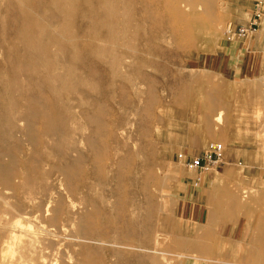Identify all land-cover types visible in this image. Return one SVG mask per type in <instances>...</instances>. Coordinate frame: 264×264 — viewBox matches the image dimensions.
I'll return each instance as SVG.
<instances>
[{
    "label": "rangeland",
    "instance_id": "obj_1",
    "mask_svg": "<svg viewBox=\"0 0 264 264\" xmlns=\"http://www.w3.org/2000/svg\"><path fill=\"white\" fill-rule=\"evenodd\" d=\"M148 1L149 0H95L94 3V0H0V106H2L0 107V166L6 167L5 169L11 171L10 184H6L0 174V202L1 200L3 201L1 202L2 206L0 205V241H2L0 242V264H27V260H29V264H43L40 256L42 254L47 255L50 250L49 248H45L44 235L46 233L41 230L42 227L48 228L51 230V233L56 231L62 232L60 233V235H62L60 237H62L64 242L60 247L63 248L61 249L62 252H64V258L68 259L67 255L74 253L71 254L73 259L70 264H78L76 258L78 259L77 250H79V248L77 247H79L78 245L82 241L78 230L81 222V211L84 209L82 202H86V200L89 208H92L88 205L89 203L93 202L92 204H95V207H93V217L95 216V219L98 221L100 234L104 232L105 235H109L105 236L104 233H102V236H100L103 240H99V233L97 236L92 232H88L87 234L92 237V239L91 237L88 239L90 240L89 244H92L90 248L87 247L89 250L94 249V246L100 243L96 245L95 248L101 253V259L98 264H113V262H118L116 264H143L144 262V264H151L150 257H155L159 262L161 261L162 264H166V262L161 259V254L158 252L156 253V245L154 244V237L156 235L167 236L168 240H171V242L176 240L174 247H168L167 249V244L170 243L168 241L166 245L161 244L159 247L157 246L159 249L158 251L165 252V256L172 261L177 260V264H185L192 256L197 257V255L195 253L192 254L190 250L191 234L193 233L194 236L196 235L197 224L190 221L192 209L189 206L190 203L181 202L176 196V189L179 186V182L182 180L183 171L188 170L179 162L177 154L183 152L187 155H201L210 143L218 142L226 147L227 138H230L231 145L243 153L244 161L242 165L253 167L256 172L258 171L260 173L258 177L260 178L261 192L263 194L261 208L263 211L261 210V212L264 216V78L232 80L226 78L214 68L209 67V61L215 58L221 50L223 40L225 38L228 39L225 34L226 26L229 23L240 25L236 21L237 18L236 15H234L232 7L237 0H219L218 5L224 10H222L223 21L221 20L219 24V27L220 25L222 27H220L221 30L218 29L215 36L204 31L201 35L196 33L191 39L181 38V34L172 26L171 17L164 6L165 0H160V2L158 0H152V5L150 4L151 2ZM149 14L159 16V19H162L160 20L161 23L159 24V21L152 20L148 16ZM253 18L252 10V16L248 23H250ZM163 21L166 22L163 23ZM261 22L262 20L259 22L260 25ZM148 40L151 42V47ZM25 47L27 48L25 49ZM160 47L161 49L165 48L161 50ZM10 48H12V50ZM156 52H158L159 55H157L158 53L156 54ZM136 71L137 73H135ZM184 85H186V87ZM180 90H184L182 91L183 93ZM88 92L91 94H89L87 98L85 95L86 93L88 95ZM93 97L94 99H92ZM51 98L54 99V101ZM37 104H40L42 107L37 106ZM95 104H99L100 106L97 107ZM29 106L33 108L32 110L34 112L31 113L27 119H24L26 110H28ZM57 106L60 109H58ZM101 107L103 108L99 109ZM56 109L60 111L57 112ZM218 109L219 112H222V115L224 114L220 122L221 124H216L215 121L216 114L219 113L217 112ZM53 110H55V112ZM14 111H17V113ZM44 111L49 113L45 114L43 113ZM99 111L102 114L99 113ZM54 113L55 115L58 114V117L55 116ZM88 113H90L89 116H87ZM44 115L46 117H44ZM97 115H99L98 118H96ZM6 117H8V119ZM60 117L65 119L63 120ZM90 117L96 118L97 120H92ZM45 119L50 121L53 120L52 124L55 123L54 127L56 130L60 127L58 129H63V132L58 130L51 134L52 136L46 133L49 135L47 136L45 134ZM10 120L14 122L10 123ZM32 120H34L33 125L30 124ZM89 120H91V122ZM24 121L27 122V126ZM92 121L97 125L94 126ZM34 122H36V125ZM37 122H40V124ZM40 125H43V128ZM20 126L23 127L21 128ZM7 127L9 129H7ZM220 128L223 129L220 130ZM64 129H67V132ZM77 131L79 134H77ZM27 134L29 136L35 134L34 136H30V139L34 138V140L31 139L28 141L27 139H29V136L25 138ZM57 134V138L60 140H57L58 142L56 141V144L54 139H57ZM61 134H64V136ZM94 134L99 136L96 138ZM42 135L44 137H42ZM209 135L210 137H208ZM85 136L90 140L88 138L85 139ZM100 136H107V139H105V137L102 139ZM74 138L75 141L72 140ZM35 139L39 141L34 142ZM25 141L28 142L26 143ZM60 141L66 143H61ZM83 141H85V143ZM114 141L117 142L118 145L115 144ZM50 144L51 146L53 145L52 148L49 146ZM17 145L20 147L19 150ZM66 146H68V149H66ZM128 146H131L130 149L127 148ZM80 147L81 149H79ZM87 147L91 148L90 152L87 150ZM96 147L99 153L94 149ZM105 147H107V149ZM32 149L35 150L33 151ZM77 149L81 150V153L79 150L76 152ZM104 149H106V152ZM59 150L62 151L59 152ZM37 151H39V153ZM94 152L96 154L98 153L100 156L98 154L96 155ZM55 153L57 154L55 155ZM92 154L95 155L93 156ZM97 156L99 163L98 160L95 159ZM134 159H136V161ZM12 160L14 162L18 161L14 164ZM76 160H78V162ZM18 162L20 164H17ZM74 163H78V165ZM67 165L72 166L71 172H73V175L69 177L70 179L67 177L68 180L65 177L66 174L63 172V167ZM9 166L13 167L10 169ZM74 168L77 169L78 173H81L77 174ZM35 171L39 173H34ZM12 173H15L16 176ZM88 173L91 175H88ZM114 173L117 174L115 175ZM35 174L37 175L35 176ZM12 177L15 180H13ZM52 178L54 180H52ZM77 178L80 179L78 180ZM63 179L64 182L73 189L67 187L68 185L66 186V184L62 182ZM79 181L82 182L79 183ZM56 183H59L60 187L57 186ZM40 184L43 187L39 186ZM8 185H10V188ZM13 186L15 189H13ZM79 187H81V190L77 189ZM26 188L28 194H26ZM8 189H10V191ZM20 189H22V191ZM68 189L73 193L76 192V194L73 195ZM57 190L63 194L57 193ZM123 190L126 191L124 192ZM23 191L26 192L25 195ZM33 192H35V195ZM113 192L114 194H112ZM54 193H57L58 196ZM249 193L250 191L246 192V195L248 196ZM50 194H52L53 197ZM65 194H67L68 197H74L75 200L72 198L71 200ZM77 195H82L79 196V198L83 197L82 199L85 200L83 201L81 199L80 201L79 198H75ZM32 197L33 199H31ZM49 198L51 200H49ZM17 199H20L19 202ZM39 200H41V202ZM68 200L71 202L69 203ZM6 201L7 203H5ZM96 201H99L98 204H96ZM8 203L10 206L7 205ZM113 203L115 204L113 205ZM124 205L130 207H125L127 208L126 212L124 211L125 208H123ZM41 206L43 207L41 208ZM106 206L108 207L106 208ZM118 207H120L119 210ZM12 208L16 209L17 212ZM29 211L30 213H28ZM135 211H137V213ZM139 211H141V213ZM15 212L20 214H15ZM11 214L13 218H11ZM23 216H25L26 219H24L25 217L23 218ZM84 217L85 221L90 224L93 223L91 215L85 213ZM18 219L19 221L17 222ZM37 219L39 220L37 221ZM2 221H4L5 224ZM131 221L133 222L131 223ZM139 221L141 224L138 223ZM41 224H43V226ZM105 226H107L106 229H104ZM27 227L30 230H28ZM31 229L35 230H32V232ZM119 229L123 230L120 231ZM7 232L8 235L6 236ZM123 232L124 234L122 235ZM149 233L152 234L150 235ZM12 234L14 236H12ZM25 234L27 236L35 234L36 236L31 235V237H29L31 239H29ZM73 235H75V237ZM128 235L131 236V239ZM119 236L132 240L131 242L133 245L132 247L130 246L132 249L125 248L124 245L123 247L122 245H115L114 238L119 239ZM142 236H144V239L147 238L146 240L148 242L146 240L144 241V239L141 238ZM107 237L109 238L107 239ZM169 237L171 239H169ZM139 238L143 242V245L146 247L148 246L146 250L149 252L145 251V249L144 252L142 249L140 250V248H138L141 242ZM11 239H13L12 242ZM14 239L17 241L16 243L13 242ZM31 240H34L35 243ZM39 242H41L42 245ZM223 242V246L215 247L213 254L208 256L209 260L207 264H239V256L244 252V245L236 240L230 239L223 240ZM8 244H10V247ZM11 245L14 247L12 250H10ZM115 247L121 250L118 256L112 255L113 250H116ZM13 250L16 251V253H13ZM122 251H124V253ZM129 252L130 255H128ZM108 256L112 258H108ZM128 256L130 258H128ZM29 257L30 259H25ZM117 257L120 259L118 260ZM203 258L206 259L207 255L203 256ZM218 259L220 260L218 261Z\"/></svg>",
    "mask_w": 264,
    "mask_h": 264
},
{
    "label": "crops",
    "instance_id": "obj_2",
    "mask_svg": "<svg viewBox=\"0 0 264 264\" xmlns=\"http://www.w3.org/2000/svg\"><path fill=\"white\" fill-rule=\"evenodd\" d=\"M257 2L264 5V0H237L234 3L232 7L238 24L246 25L249 22ZM209 67L232 80L264 78V13L260 27L250 41L225 38L217 56L209 61ZM243 161V153L227 138L220 166L200 175L183 171L176 196L181 202L190 203V221L197 224V233L195 236L192 233L190 240L191 253L197 257L192 256L185 264H207L209 258L204 259L203 256L213 254L215 247L223 246V240L229 239L245 247L239 256V264H264L260 173L253 167L243 166ZM199 177L201 180L195 185ZM247 191H250L248 196L245 195ZM220 205L229 209L221 210ZM209 238L210 241L213 239L211 245Z\"/></svg>",
    "mask_w": 264,
    "mask_h": 264
},
{
    "label": "bare ground",
    "instance_id": "obj_3",
    "mask_svg": "<svg viewBox=\"0 0 264 264\" xmlns=\"http://www.w3.org/2000/svg\"><path fill=\"white\" fill-rule=\"evenodd\" d=\"M138 1V0H137ZM151 3V5H152V0H149ZM148 1V2H149ZM159 2H160V0H158ZM223 1V0H222ZM136 2V1H135ZM156 2V1H155ZM94 3H95V0H94ZM134 3V2H133ZM141 3V2H140ZM83 4V3H82ZM136 4V3H135ZM146 4V3H145ZM149 4V5H150ZM155 4V3H154ZM219 0H165V4H164V6H165V8H166V10H167V12L169 13V15H170V17H171V24H172V26H174L176 29H177V32L178 33H180L181 34V38H185V39H191V38H193L194 37V35L196 34V33H198V35H201V34H203V32L205 31V32H207V33H209L210 35H213V36H215L216 34H217V31H218V29H220V27H221V25H220V27H219V24H220V22H221V20H222V10L223 9H221L220 7H219ZM39 5V4H38ZM40 6V5H39ZM160 6V5H159ZM17 7V6H16ZM16 7H15V9H16ZM34 7V6H33ZM42 7V6H41ZM144 7H145V5H144ZM153 7V6H152ZM151 7V8H152ZM222 7V6H221ZM156 8V7H155ZM160 8V7H159ZM147 9H148V7H147ZM153 9V8H152ZM36 10V9H35ZM138 10V9H137ZM141 10V9H140ZM150 10V9H149ZM159 10V9H158ZM161 10H162V8H161ZM41 11V10H40ZM142 11H143V9H142ZM155 11V10H154ZM224 11V10H223ZM156 12V11H155ZM160 12V11H159ZM162 12H164V11H162ZM161 12V13H162ZM18 13V12H17ZM80 13V12H79ZM136 13H137V11H136ZM157 13V12H156ZM139 14H140V12H139ZM145 14V13H144ZM155 14V13H154ZM158 14V13H157ZM99 15V14H98ZM146 15V14H145ZM163 15V14H162ZM101 16H102V14H101ZM152 20H155V21H159L158 23L160 24L161 23V21L160 20H162V19H159V16H153V14H149L148 15ZM79 17V16H78ZM100 17V16H99ZM145 17V16H144ZM148 18V17H147ZM161 18V17H160ZM166 18V17H165ZM164 18V19H165ZM60 20H61V18H60ZM141 20V19H140ZM148 20V19H147ZM166 20V19H165ZM54 21V20H53ZM86 21V20H85ZM154 21V22H155ZM167 21V20H166ZM166 21H163V23L164 22H166ZM223 21V20H222ZM57 22V21H56ZM139 22V21H138ZM153 22V23H154ZM143 23V22H142ZM162 23V24H163ZM223 23V22H222ZM150 24H151V22H150ZM154 25V24H153ZM50 26V25H49ZM155 26V25H154ZM223 26V25H222ZM85 27V26H84ZM158 27V26H157ZM83 28V27H82ZM81 28V29H82ZM222 28V27H221ZM156 29V28H155ZM158 29H159V27H158ZM221 30V29H220ZM84 31V30H83ZM155 31V30H154ZM38 32V31H37ZM105 32V31H104ZM142 32V31H141ZM153 32V31H152ZM158 32V31H157ZM176 32V31H175ZM176 32V33H177ZM148 33V32H147ZM156 33V32H155ZM160 33V32H159ZM150 34V33H149ZM81 35H82V33H81ZM157 35V34H156ZM104 36V35H103ZM154 36V35H153ZM18 37V36H17ZM20 37V36H19ZM205 37V36H204ZM156 38V37H155ZM206 38V37H205ZM21 39V38H20ZM139 39H140V37H139ZM145 39V38H144ZM149 40H151V39H149ZM149 40H148V42H149ZM85 41V40H84ZM89 41V40H88ZM83 42V41H82ZM138 42V41H137ZM153 42V41H152ZM86 43V42H85ZM140 43V42H139ZM150 43V47H151V42H149ZM158 43V42H157ZM142 44H143V42H142ZM154 44V43H153ZM160 44V43H159ZM163 44V43H162ZM87 45V44H86ZM131 45V44H130ZM129 45V46H130ZM148 45V44H147ZM4 46V45H3ZM81 46H82V44H81ZM138 46H139V44H138ZM1 47V46H0ZM84 47H85V45H84ZM148 47H149V45H148ZM158 47V46H157ZM156 47V48H157ZM27 47H25V49H26ZM82 48H83V46H82ZM87 48V47H86ZM94 48V47H93ZM140 48V47H139ZM154 48V47H153ZM165 48V47H164ZM164 48H162V49H164ZM11 50H12V48H10ZM160 49H161V47H160ZM161 49V50H162ZM5 50H7V49H5ZM46 50H47V48H46ZM85 50V49H84ZM89 50V49H88ZM145 50V49H144ZM159 50V49H158ZM118 51V50H117ZM143 51V50H142ZM8 52V51H7ZM6 52V53H7ZM46 52V51H45ZM84 52V51H83ZM125 52V51H124ZM144 52V51H143ZM160 52V51H159ZM12 53V52H11ZM158 52H156V54H157ZM8 54V53H7ZM141 55V54H140ZM157 55H159V53L157 54ZM130 56V55H129ZM144 56V55H143ZM142 56V57H143ZM128 57V56H127ZM22 58V57H21ZM91 58V57H90ZM141 59V58H140ZM97 61V60H96ZM134 62V61H133ZM139 62V61H138ZM137 62V63H138ZM156 62V61H155ZM99 63V62H98ZM153 64H154V61H153ZM152 64V65H153ZM77 65V64H76ZM127 66V65H126ZM125 66V67H126ZM155 66V65H154ZM102 67V66H101ZM105 68V67H104ZM108 69V68H107ZM78 70V69H77ZM101 70V69H100ZM132 70H134V69H132ZM139 70V69H138ZM109 71V70H108ZM135 71V70H134ZM143 71H144V69H143ZM95 72V71H94ZM107 72V71H106ZM135 73H137V71L135 72ZM145 73H147V72H145ZM94 74V73H93ZM101 74V73H100ZM104 74H106V73H104ZM140 74V73H139ZM141 74H143V73H141ZM98 75V74H97ZM96 75V76H97ZM102 75V74H101ZM107 75V74H106ZM105 75V76H106ZM92 76V75H91ZM144 76H145V74H144ZM143 76V77H144ZM98 77V76H97ZM96 77V78H97ZM101 78V77H100ZM108 78H109V74H108ZM188 78V77H187ZM41 79V78H40ZM97 79H99V78H97ZM184 79V78H183ZM45 80H47V79H45ZM199 80V79H198ZM100 81V80H99ZM106 81V80H105ZM108 81H109V79H108ZM111 81V80H110ZM183 81H185V80H183ZM187 81V80H186ZM107 82V81H106ZM124 83V82H123ZM77 84V83H76ZM103 84V83H102ZM106 84V83H105ZM125 84H127V83H125ZM79 85H80V83H79ZM72 86V85H71ZM104 86V85H103ZM185 87H186V85H184ZM118 87V86H117ZM125 88V87H124ZM80 89H81V87H80ZM79 89V90H80ZM104 89V88H103ZM71 90H72V88H71ZM215 90V89H214ZM179 91V90H178ZM178 91H177V93H178ZM181 91V90H180ZM182 91H184V90H182ZM181 91V92H182ZM86 92V91H85ZM124 92V91H123ZM218 92V91H217ZM250 92V91H249ZM103 93V92H102ZM183 93V92H182ZM213 93V92H212ZM214 93H216V92H214ZM50 94V93H49ZM89 94H91V93H89L88 92V95H87V93H86V95H85V97L87 96V98H88V96H89ZM122 94V93H121ZM251 94V93H250ZM107 95V94H106ZM24 96V95H23ZM93 96V95H92ZM213 96V95H212ZM85 97H83V98H85ZM94 97H95V95H94ZM94 97L92 98V99H94ZM127 97V96H126ZM99 98V97H98ZM215 98V97H214ZM217 98V97H216ZM52 99V98H51ZM125 99V98H124ZM26 100V99H25ZM49 100V99H48ZM53 101H54V99H52ZM214 100V99H213ZM218 100V99H217ZM217 100H216V102H217ZM53 101H51V102H53ZM93 101V100H92ZM96 101H98V100H96ZM125 101V100H124ZM219 101V100H218ZM26 102V101H25ZM35 102H36V100H35ZM46 102V101H45ZM126 102H127V100H126ZM215 102V101H214ZM27 103V102H26ZM25 103V104H26ZM29 103V102H28ZM38 103V102H37ZM40 103H42V102H40ZM102 103V102H101ZM129 103V102H128ZM1 104V103H0ZM54 104V103H53ZM103 104V103H102ZM216 104V103H215ZM27 105V104H26ZM30 105H32V104H30ZM34 105H36V104H34ZM92 105V104H91ZM94 105V104H93ZM128 105V104H127ZM219 105V104H218ZM221 105H222V103H221ZM37 106H39V107H42L40 104H37ZM48 106V105H47ZM47 106H46V108H47ZM95 106H100L99 104H95ZM216 106V105H215ZM0 107H2V106H0ZM21 107H23V106H21ZM33 107H35V106H33ZM54 107H55V105H54ZM75 107V106H74ZM217 107V106H216ZM15 108V107H14ZM57 108L58 109H60L58 106H57ZM63 108V107H62ZM83 108H86V107H83ZM82 108V109H83ZM103 107H101V108H99V109H102ZM106 108V107H105ZM104 108V109H105ZM21 109V108H20ZM25 109V108H24ZM33 108L31 107V106H29V108H28V110H26V113H25V110H24V113L26 114L25 115V118L24 119H27L28 118V116L29 115H31V113H33L34 111L32 110ZM42 109V108H41ZM98 109V108H97ZM98 109V110H99ZM222 109H224V108H222ZM19 110V109H18ZM46 110V109H45ZM86 110V109H85ZM97 110V111H98ZM42 111V110H41ZM47 111H48V109H47ZM54 112H55V110H53ZM56 111H57V109H56ZM58 111H60V110H58ZM57 111V112H58ZM62 111V110H61ZM83 111V110H82ZM12 112H13V110H12ZM15 113H17V111H14ZM37 112V111H36ZM86 112V111H85ZM139 112V111H138ZM217 112H219V109H218V111ZM23 113V114H24ZM43 113H45V114H47V113H49V112H46V111H44ZM91 113V112H90ZM90 113H88L87 114V116H89L90 115ZM99 113H101L100 111H99ZM39 114V113H38ZM61 114V113H60ZM102 114V113H101ZM100 114V115H101ZM104 114V113H103ZM16 115V114H15ZM33 115V114H32ZM37 115V114H36ZM49 115V114H48ZM54 115H55V113H54ZM58 115V114H57ZM57 115H55V116H57ZM67 115V114H66ZM65 115V116H66ZM213 115V114H212ZM224 115V114H223ZM222 112L220 111L218 114H216V119H215V121H216V124H221L220 122H221V120H222ZM9 116V115H8ZM21 116H22V114H21ZM35 116V115H34ZM54 116V117H55ZM98 116L99 115H97V117L96 118H98ZM103 116V115H102ZM105 116V115H104ZM210 116V115H209ZM44 117H46L45 115H44ZM49 117V116H48ZM58 117V116H57ZM56 117V118H57ZM101 117V116H100ZM7 119H8V117H6ZM9 118H11V117H9ZM38 118V117H37ZM37 118H36V121H37ZM52 118V117H51ZM60 118H62L63 119V117H60ZM67 118V117H66ZM86 118H88V117H86ZM94 119L93 117H90V119H94L95 121L97 120V119ZM48 119V118H47ZM47 119H45L46 121H45V126H46V132H45V134L46 133H49L50 135L51 134H53V133H55L56 131H62L63 129H58V128H60V127H58L57 128V130H56V128L54 127L55 125V123H53L52 124V121H50V120H47ZM57 119H59V118H57ZM65 119V118H64ZM63 119V120H64ZM69 119V118H68ZM212 119V118H211ZM99 120V119H98ZM23 121V120H22ZM33 121L34 120H32L31 122L32 123H30V124H32L33 125ZM86 121H88V120H86ZM90 122H91V120H89ZM215 121H213V122H215ZM10 123H12V122H14L13 120H10L9 121ZM25 122V121H24ZM43 122V121H42ZM58 122V121H57ZM56 122V123H57ZM98 122V121H97ZM212 122V123H213ZM6 123H7V121H6ZM26 123L27 122H25V125H26ZM38 123V122H37ZM58 123H60V122H58ZM67 123V122H66ZM92 123H94L93 121H92ZM200 123V122H199ZM34 124L36 125V122H34ZM38 124H40V122L38 123ZM73 124V123H72ZM87 124H88V122H87ZM104 124V123H103ZM209 124V123H208ZM214 124V123H213ZM7 125V124H6ZM15 125V124H14ZM17 125H18V123H17ZM17 125H16V127H17ZM19 125H21V124H19ZM28 125V124H27ZM26 125V126H27ZM62 125V124H61ZM69 125V124H68ZM79 125V124H78ZM92 125V124H91ZM97 125V124H96ZM95 125V123H94V126H96ZM207 125V124H206ZM10 126V125H9ZM41 127L43 126V125H40ZM57 126H59V125H57ZM56 126V127H57ZM72 126V125H71ZM74 126V125H73ZM88 126H90V125H88ZM11 127V126H10ZM19 127V126H18ZM21 127V126H20ZM23 127V126H22ZM21 127V128H22ZM27 128H29V127H27ZM32 129H34L33 127H31ZM43 128V127H42ZM41 128V129H42ZM64 128V127H63ZM78 128V127H77ZM91 128V127H90ZM7 129H9L8 127H7ZM17 129V128H16ZM32 129H31V131H32ZM37 129V128H36ZM71 129V128H70ZM69 129V130H70ZM94 129H95V127H94ZM94 129H93V131H94ZM97 129V128H96ZM221 129H223V128H220V130ZM19 130V129H18ZM38 130V129H37ZM43 130V129H42ZM64 130H66V132H67V129H64ZM74 130V129H73ZM99 130V129H98ZM211 130V129H210ZM213 130V129H212ZM11 131V130H10ZM9 131V132H10ZM91 131H92V129H91ZM100 131V130H99ZM101 131H102V128H101ZM215 131V130H214ZM219 131V130H218ZM222 131H224V130H222ZM222 131H221V133H222ZM6 132V131H5ZM12 132V131H11ZM20 132V131H19ZM26 132V131H25ZM33 132V131H32ZM63 132V131H62ZM108 132V131H107ZM107 132H106V134H107ZM14 133H15V131H14ZM21 133H22V130H21ZM31 133V132H30ZM35 133V132H34ZM59 133V132H58ZM109 133V132H108ZM213 133V132H212ZM211 133V134H212ZM220 133V132H219ZM6 134V133H5ZM10 134V133H9ZM8 134V135H9ZM12 134V133H11ZM38 134V133H37ZM40 134H42V133H40ZM68 134V133H67ZM77 134H79L78 133V131H77ZM92 134V133H91ZM96 134H97V132H96ZM98 134H100V133H98ZM112 134V133H111ZM111 134H110V136H111ZM223 134V133H222ZM8 135H6V136H8ZM14 135V134H13ZM32 135V134H31ZM30 135V136H31ZM35 134H33L32 136H34ZM39 135V134H38ZM43 135H44V133H43ZM42 135V137H44ZM47 136H49L48 134H46ZM62 135V134H61ZM61 135H59V136H61ZM69 135V134H68ZM95 135V134H94ZM10 136V135H9ZM29 135L27 134V135H25V138L26 137H28ZM30 136H29V139H27L28 141L29 140H31V139H33L34 140V138H31L30 139ZM46 136V137H47ZM52 136V135H51ZM50 136V137H51ZM62 136H64V134L62 135ZM75 136V135H74ZM99 136V135H98ZM98 136H96L95 135V137L97 138ZM102 136V135H101ZM100 136V137H101ZM109 136V137H110ZM115 136V135H114ZM214 136V135H213ZM40 137H41V135H40ZM58 137V134L56 135V138ZM72 137V136H71ZM78 137H79V135H78ZM90 137V136H89ZM95 137H93V138H95ZM99 137V138H100ZM105 137V136H104ZM104 137H101L102 139L104 138ZM107 137V136H106ZM105 137V139H107ZM126 137V136H125ZM208 137H210V135L208 136ZM221 137H223V136H221ZM36 138V137H35ZM39 138V137H38ZM54 138V137H53ZM67 138V137H66ZM83 138V137H82ZM85 139L86 138H88V137H84ZM100 138V139H101ZM111 138V137H110ZM117 138V137H116ZM211 138H212V136H211ZM219 138V137H218ZM78 139H81V138H78ZM89 139V138H88ZM102 139H101V141H102ZM114 139V138H113ZM1 140V139H0ZM37 139H35V141L34 142H38L39 140H37ZM59 141L60 139H54V141H55V143H56V141ZM63 140V139H62ZM72 140H74L75 141V138L74 139H72ZM83 140V139H82ZM90 140V139H89ZM117 140V139H116ZM28 141H25L26 143L28 142ZM57 141V142H58ZM64 141H65V139H64ZM70 141H71V139H70ZM79 141V140H78ZM86 141H88V140H86ZM95 141V140H94ZM100 141V142H101ZM120 141V140H119ZM33 142V141H32ZM33 142V143H34ZM45 142V141H44ZM61 143L63 142V141H60ZM84 143H85V141H83ZM103 142V141H102ZM42 143V142H41ZM63 143H66V142H63ZM80 143H81V141H80ZM79 143V144H80ZM89 143V142H88ZM106 143V142H105ZM114 143L115 144H117V142H115L114 141ZM38 144V143H37ZM36 144V145H37ZM57 144V143H56ZM90 144V143H89ZM114 144V145H115ZM44 145V144H43ZM42 145V146H43ZM46 145V144H45ZM62 145V144H61ZM66 145V144H65ZM84 145H86V144H84ZM97 145H98V143H97ZM100 145V144H99ZM103 145V144H102ZM118 145V144H117ZM129 145V144H128ZM34 146V145H33ZM41 146V147H42ZM49 146H51V144L49 145ZM53 146V145H52ZM52 146H51V148H52ZM57 146V145H56ZM89 146V145H88ZM95 146H96V144H95ZM104 146V145H103ZM125 146V145H124ZM124 146H122V147H124ZM16 147V146H15ZM17 147H19L18 145H17ZM36 147V146H35ZM47 147V146H46ZM54 147H55V145H54ZM82 147V146H81ZM81 147L79 148V149H81ZM91 147V146H90ZM119 147H120V145H119ZM131 147V146H130ZM130 147L128 146L127 148H129L130 149ZM32 148H34V147H32ZM47 148H49V147H47ZM57 148V147H56ZM60 148V147H59ZM64 148V147H63ZM63 148H62V150H63ZM88 148V147H87ZM92 148V147H91ZM91 148H88L87 150H89V152H90V149ZM101 148V147H100ZM106 149H107V147H105ZM121 148V147H120ZM119 148V149H120ZM126 148V147H125ZM126 148V149H127ZM263 148V147H262ZM20 149V147L18 148V150ZM40 149H43V148H40ZM39 149V150H40ZM50 149V148H49ZM66 149H68V146H66ZM71 149H72V147H71ZM79 149H77V151L76 152H78V150ZM95 150L97 149V147L96 148H94ZM106 149H104V151L106 152ZM118 149V148H117ZM117 149H115V150H117ZM124 149V148H123ZM125 149V150H126ZM17 150V149H16ZM33 150V149H32ZM35 150V149H34ZM33 150V151H34ZM61 150V151H62ZM75 150V149H74ZM73 150V151H74ZM93 150V149H92ZM101 150V149H100ZM113 150V149H112ZM43 151V150H42ZM53 151V150H52ZM60 150H59V152H61ZM64 151V150H63ZM68 151H70V150H68ZM80 151V153H81V150H79ZM97 151V150H96ZM114 151V150H113ZM113 151H112V153H113ZM119 151V150H118ZM117 151V152H118ZM132 151V150H131ZM130 151V152H131ZM38 153H39V151H37ZM44 152V151H43ZM98 152V151H97ZM108 152V151H107ZM116 152V153H117ZM129 152V153H130ZM10 153V152H9ZM8 153V154H9ZM54 153V152H53ZM65 153V152H64ZM68 153H70V152H68ZM68 153H67V155H68ZM72 153H75V152H72ZM80 153H79V155H80ZM83 153V152H82ZM92 153V152H91ZM95 153V152H94ZM99 153V152H98ZM97 153V154H98ZM101 153H103L102 151H101ZM109 153V152H108ZM115 153V154H116ZM1 154V153H0ZM4 154V153H3ZM57 153H55V155H56ZM59 154V153H58ZM66 154V153H65ZM96 154V153H95ZM95 154H92L93 156L95 155ZM96 154V155H97ZM106 154V153H105ZM114 154V153H113ZM134 154V153H133ZM11 155H12V153H11ZM43 155V154H42ZM46 155V154H45ZM62 155V154H61ZM70 155V154H69ZM77 155H78V153H77ZM76 155V156H77ZM83 155V154H82ZM82 155H81V157H82ZM91 155V156H92ZM99 155V154H98ZM103 155H104V153H103ZM108 155V154H107ZM106 155V156H107ZM126 155V154H125ZM4 156L6 157V155L4 154ZM13 156V155H12ZM84 156V155H83ZM100 156V155H99ZM109 156H110V154H109ZM113 156V155H112ZM127 156V155H126ZM133 156V155H132ZM131 156V157H132ZM45 157H47V156H45ZM74 157V156H73ZM4 158V157H3ZM8 158H9V156H8ZM78 158V157H77ZM79 158H80V156H79ZM93 158V157H92ZM95 158V157H94ZM98 158V156L95 158V159H97ZM102 158V157H101ZM110 158V157H109ZM114 158V157H113ZM112 158V159H113ZM119 158V157H118ZM134 158V157H133ZM132 158V159H133ZM75 159H76V157H75ZM81 159V158H80ZM80 159H78V160H80ZM105 159V158H104ZM33 160H34V158H33ZM63 160H64V158H63ZM74 160V159H73ZM78 160H76L77 162H78ZM82 160V159H81ZM98 160V159H97ZM107 160V159H106ZM123 160V159H122ZM135 161H136V159H134ZM13 161V160H12ZM18 161V160H17ZM16 161V162H17ZM75 161V162H76ZM121 161V160H120ZM130 161V160H129ZM138 161V160H137ZM14 162V161H13ZM16 162H14V164H16ZM132 162V161H131ZM142 162V161H141ZM79 163H80V161H79ZM97 163V162H96ZM98 163H99V160H98ZM116 163H117V161H116ZM115 163V164H116ZM133 163V162H132ZM136 163V162H135ZM139 163V162H138ZM17 164H20L19 162L17 163ZM61 164V163H60ZM75 164V163H74ZM77 165H78V163H76ZM75 164V165H76ZM111 164V163H110ZM81 165V164H80ZM103 165V164H102ZM137 165H139V164H137ZM141 165V164H140ZM146 165V164H145ZM17 167H20V166H18V165H16ZM61 166V165H60ZM83 166V165H82ZM81 166V167H82ZM99 166V165H98ZM113 166V165H112ZM10 167V166H9ZM13 167V166H12ZM12 167H10V169L12 168ZM55 167H56V165H55ZM116 167V166H115ZM6 167H3V166H0V174H1V176H2V178H3V180H4V182L7 184H10V176H11V171L10 170H7V169H5ZM22 168V167H21ZM25 168V167H24ZM57 168V167H56ZM55 168V169H56ZM71 168H72V166H65V167H63V172L66 174V178L68 177H70V176H72L73 174V172H71L72 170H71ZM79 168H80V166H79ZM112 168V167H111ZM117 168V167H116ZM123 168V167H122ZM58 169V168H57ZM60 169V168H59ZM147 169V168H146ZM23 170V169H22ZM27 170H29V169H27ZM31 170V169H30ZM74 170L77 172V174H80V173H78V171H77V169H75L74 168ZM98 170V169H97ZM114 170V169H113ZM116 170V169H115ZM135 170V169H134ZM15 171H16V169H15ZM60 171V170H59ZM112 171V170H111ZM127 171V170H126ZM126 171H125V173H126ZM137 171H138V169H137ZM136 171V172H137ZM145 171V170H144ZM144 171H142V172H144ZM27 172V171H26ZM32 172V171H31ZM53 172V171H52ZM96 172V171H95ZM120 172V171H119ZM141 172V173H142ZM146 172V171H145ZM17 173V172H16ZM28 173V172H27ZM34 173H39V172H34ZM33 173V174H34ZM57 173V172H56ZM84 173V172H83ZM110 173V172H109ZM140 173V174H141ZM12 174H14L15 175V173H12ZM18 174V173H17ZM24 174V173H23ZM32 174V173H31ZM63 174V173H62ZM76 174V175H77ZM90 173H88V175H89ZM105 174V173H104ZM115 175L117 174V173H114ZM124 174V173H123ZM133 174V173H132ZM144 174V173H143ZM37 174H35V176H36ZM48 175V174H47ZM51 175H53V174H51ZM50 175V176H51ZM58 175V174H57ZM82 175V174H81ZM91 175V174H90ZM95 175H96V173H95ZM107 175V174H106ZM119 175V174H118ZM16 176V175H15ZM23 176V175H22ZM61 176V175H60ZM59 176V177H60ZM63 176V175H62ZM83 176V175H82ZM99 176V175H98ZM102 176V175H101ZM111 176V175H110ZM59 177H58V179H59ZM77 177V176H76ZM76 177H74V178H76ZM79 177V176H78ZM81 177V176H80ZM85 177V176H84ZM92 177H93V175H92ZM95 177V176H94ZM112 177V176H111ZM141 177V176H140ZM14 178H16V177H14ZM29 178V177H28ZM39 178H40V175H39ZM66 178H65V181H66ZM68 178H67V180H68ZM103 178V177H102ZM115 178V177H114ZM118 178V177H117ZM120 178V177H119ZM149 178V177H148ZM12 179H13V177H12ZM56 179V178H55ZM70 179V178H69ZM78 179V178H77ZM80 179V178H79ZM78 179V180H79ZM83 179V178H82ZM107 179V178H106ZM116 179V178H115ZM13 180H15V179H13ZM22 180V179H21ZM52 180H54L53 178H52ZM57 180V179H56ZM55 180V181H56ZM71 180H72V177H71ZM70 180V181H71ZM95 180V179H94ZM85 181V180H84ZM113 181V180H112ZM14 182V181H13ZM15 182H17V181H15ZM62 182H64V179H63V181ZM68 182V181H67ZM80 182H82V181H79V183ZM103 182V181H102ZM31 183V182H30ZM42 183V182H41ZM44 183H46V182H44ZM65 184H66V186L68 185L66 182H64ZM69 183V182H68ZM71 183V182H70ZM5 184V185H6ZM33 184V183H32ZM37 184H39V183H37ZM57 184V183H56ZM73 184V183H72ZM82 184V183H81ZM12 185V184H11ZM22 185V184H21ZM62 185V184H61ZM74 185H75V187H76V184L74 183ZM83 185V184H82ZM10 185H8V187H9ZM17 186V185H16ZM39 186H42L41 184L39 185ZM39 186H37V187H39ZM57 186H59V183L57 184ZM77 186H78V184H77ZM88 186H89V184H88ZM87 186V187H88ZM90 186H91V184H90ZM99 186V185H98ZM18 187V186H17ZM16 187V188H17ZM43 187V186H42ZM45 187H46V185H45ZM60 187V186H59ZM67 187H70L69 185L67 186ZM74 187V188H75ZM82 187V186H81ZM81 187H79V188H77V189H79V190H81ZM84 187V186H83ZM94 187V186H93ZM105 187V186H104ZM103 187V188H104ZM10 188V187H9ZM12 188V187H11ZM18 188H20V187H18ZM22 188V187H21ZM40 188V187H39ZM49 188V187H48ZM52 188V187H51ZM50 188V189H51ZM55 188H57V187H55ZM71 189H73L72 187H70ZM69 188V189H70ZM13 189H15L14 188V186H13ZM29 189V188H28ZM47 189V188H46ZM50 189H48V190H50ZM54 189V188H53ZM63 189V188H62ZM67 189V188H66ZM68 189V190H69ZM84 189H86V188H84ZM88 189V188H87ZM101 189V188H100ZM9 191H10V189H8ZM21 191H22V189H20ZM26 190H27V188H26ZM25 190V191H26ZM37 190V189H36ZM55 190V189H54ZM59 190V189H58ZM58 190H57V193H60V192H58ZM74 190H76V189H74ZM105 190V189H104ZM17 191V190H16ZM18 191H19V189H18ZM35 191V190H34ZM41 191H42V189H41ZM60 191H61V189H60ZM67 191V190H66ZM69 191H71V190H69ZM76 191H78V190H76ZM85 191V190H84ZM87 191V190H86ZM108 191V190H107ZM106 191V192H107ZM110 191H112V190H110ZM124 191V190H123ZM126 191V190H125ZM124 191V192H125ZM226 191V190H225ZM253 191V190H252ZM24 192V191H23ZM36 192V191H35ZM35 192H33L34 193V195H35ZM51 192V191H50ZM65 192V191H64ZM72 192V191H71ZM88 192V191H87ZM248 192V191H247ZM257 192V191H256ZM19 193V192H18ZM25 193L26 192H24V195H25ZM33 193H31V194H33ZM47 193V192H46ZM49 193V192H48ZM57 193H54V194H56L57 196H58V194ZM73 193V192H72ZM104 193V192H103ZM108 193V192H107ZM121 193H122V191H121ZM15 194V193H14ZM22 194V193H21ZM26 194H28V190H27V193ZM60 194H63L62 192L60 193ZM70 194V193H69ZM74 194H76V192L75 193H73V195ZM79 194H81V193H79ZM85 194V193H84ZM84 194H83V196H84ZM88 194V193H87ZM112 194H114V192L112 193ZM118 194V193H117ZM255 194V193H254ZM11 195V194H10ZM20 195V194H19ZM37 195H39V194H37ZM50 195H52V194H50ZM50 195H47V196H50ZM66 196H67V194H65ZM64 195V196H65ZM71 195V194H70ZM69 195V196H70ZM86 195V194H85ZM90 195H92V194H90ZM116 195V194H115ZM115 195H113V196H115ZM119 195V194H118ZM246 195V194H245ZM9 196V195H8ZM15 196V195H14ZM78 196V195H77ZM75 197V198H79V196H82V195H79L78 197ZM127 196H128V194H127ZM1 197V196H0ZM20 197V196H19ZM24 197V196H23ZM36 197V196H35ZM52 197H53V195H52ZM60 197H61V195H60ZM68 197V196H67ZM86 197V196H85ZM88 197H89V195H88ZM112 197V196H111ZM116 197V196H115ZM121 197V196H120ZM15 198V197H14ZM44 198V197H43ZM55 198H57V197H55ZM66 198V197H65ZM68 198H72V197H68ZM83 197H81V198H79L80 199V201H81V199H82ZM94 198V197H93ZM2 199V198H1ZM4 199V198H3ZM23 199V198H22ZM26 199V198H25ZM30 199V198H29ZM29 199H27V200H29ZM31 199H33V197L31 198ZM37 199V198H36ZM54 199V198H53ZM58 199V198H57ZM69 199V200H70ZM73 200H75L74 199V197L72 198ZM71 199V200H72ZM89 199V198H88ZM131 199V198H130ZM129 199V200H130ZM18 200V199H17ZM20 200V199H19ZM19 200H18V202H19ZM35 200V199H34ZM49 200H51L50 198H49ZM64 200V199H63ZM62 200V201H63ZM68 200V201H69ZM78 200V199H77ZM76 200V201H77ZM83 200V199H82ZM85 200V199H84ZM83 200V201H84ZM93 200V199H92ZM109 200V199H108ZM107 200V201H108ZM210 200V199H209ZM212 200V199H211ZM36 201V200H35ZM40 202H41V200H39ZM56 201V200H55ZM75 201V202H76ZM113 201V200H112ZM121 201H123V200H121ZM126 201V200H125ZM135 201V200H134ZM1 202H3L2 200H1ZM1 202H0V205H1ZM28 202V201H27ZM32 202H34V201H32ZM37 202V201H36ZM51 202V201H50ZM66 202H67V200H66ZM71 201H69V203H70ZM86 202H87V200H86ZM85 201L84 202H82V204H83V210L81 211L82 212V214H81V222H80V227H79V230H78V233H79V235H80V237L82 238V241H81V243L78 245L79 247H77V248H79V250H77L78 251V259L76 258V260H77V263L78 264H98L99 262H100V257H101V253H100V251L98 250V249H95L96 248V245H98V244H100V243H97L94 247V249H88L87 247H89L90 248V246L92 245H90L89 244V241L90 240H88L91 236H88L87 234H88V232H92L93 234H96V236L98 235V233H99V235H98V239L99 240H103V238H101V234L102 233H104V232H102L101 234H100V230L98 229L99 227H98V221H97V219H95V216L93 217V207H95V204H92V203H89L88 205H90V207H92V208H89V206H87V203H86ZM90 202V201H89ZM97 202V201H96ZM99 202V201H98ZM98 202L96 203V204H98ZM127 202H128V200H127ZM130 202V201H129ZM132 203H134L133 201H131ZM136 202V201H135ZM5 203H7V201L5 202ZM23 203V202H22ZM25 203V202H24ZM55 203V202H54ZM62 203H64V202H62ZM73 203V202H72ZM79 203V202H78ZM137 203V202H136ZM212 203V202H211ZM48 204V203H47ZM52 204V203H51ZM115 203H113V205H114ZM128 204V203H127ZM209 204H210V201H209ZM256 204V203H255ZM7 205H9V203L7 204ZM24 205V204H23ZM28 205V204H27ZM54 205V204H53ZM58 205V204H57ZM57 205H56V208H57ZM60 205V204H59ZM63 205V204H62ZM105 205V204H104ZM113 205H112V207H113ZM116 205H118V206H120L119 204H116ZM129 205H130V203H129ZM133 205V204H132ZM136 205V204H135ZM2 206V205H1ZM10 206V205H9ZM36 206H37V204H36ZM38 206H40V205H38ZM77 206V205H76ZM110 206V205H109ZM127 205H124V207L123 208H125ZM134 206V205H133ZM207 206H208V204H207ZM11 207H12V205H11ZM24 207V206H23ZM30 207L32 208V206L30 205ZM43 206H41V208H42ZM46 207V206H45ZM44 207V208H45ZM108 206H106V208H107ZM127 207H129V206H127ZM149 207V206H148ZM147 207V208H148ZM258 207H260L259 205H258ZM36 208V207H35ZM79 208V207H78ZM111 208V207H110ZM122 208V207H121ZM130 208V207H129ZM140 208V207H139ZM142 208V207H141ZM152 208V207H151ZM150 208V209H151ZM212 208V207H211ZM12 209H14V208H12ZM46 209V208H45ZM62 209H63V207H62ZM115 209V208H114ZM120 209V207H118V210ZM126 209L127 208H125V212H126ZM219 209H221V210H228L229 209V207L228 206H221L220 205V207H219ZM218 209V210H219ZM260 209V208H259ZM264 209V208H263ZM33 210V209H32ZM47 210V209H46ZM51 210V209H50ZM68 210H69V208H68ZM107 210V209H106ZM122 210V209H121ZM128 210H130V209H128ZM132 210V209H131ZM262 210V209H261ZM14 211H16L17 212V210L16 209H14ZM20 211V210H19ZM43 211V210H42ZM45 211V210H44ZM48 211H49V209H48ZM64 211H66V210H64ZM134 211V210H133ZM132 211V212H133ZM263 211V210H262ZM15 212V214H18V213H16ZM33 212V211H32ZM51 212V211H50ZM58 212V211H57ZM63 212V211H62ZM121 212V211H120ZM136 213H137V211H135ZM134 212V213H135ZM140 213H141V211H139ZM144 212V211H143ZM26 213H27V210H26ZM28 213H30V211L28 212ZM45 213V212H44ZM43 213V214H44ZM61 213V212H60ZM85 213H88L89 215H91L92 216V222L93 223H88L87 221H85L84 219H85V217H84V214ZM117 213V212H116ZM122 213V212H121ZM130 213V212H129ZM252 213V212H251ZM14 214V213H13ZM20 214V213H19ZM18 214V215H19ZM40 214V213H39ZM47 214H49V213H47ZM52 214V213H51ZM50 214V215H51ZM108 214V213H107ZM122 214H124V213H122ZM127 214V213H126ZM125 214V215H126ZM218 214V213H217ZM26 215H28V214H26ZM31 215V214H30ZM49 215V216H50ZM57 215V214H56ZM55 215V216H56ZM114 215V214H113ZM113 215H112V217H113ZM121 215V214H120ZM11 216H12V214H11ZM41 216V215H40ZM39 216V217H40ZM79 216V215H78ZM127 216H128V214H127ZM130 216V215H129ZM22 217V216H21ZM25 216H23V218H24ZM37 217H38V215H37ZM44 217V216H43ZM51 217V216H50ZM66 217V216H65ZM111 217V216H110ZM116 217V216H115ZM135 217V216H134ZM11 218H13V216L11 217ZM20 218V217H19ZM78 218V217H77ZM118 218H119V216H118ZM138 218V217H137ZM137 218H135V219H137ZM214 218V217H213ZM263 218V217H262ZM24 219H26V217L24 218ZM35 219V218H34ZM48 219V218H47ZM63 219V218H62ZM76 219V218H75ZM74 219V220H75ZM86 219H88V218H86ZM102 219V218H101ZM108 219V218H107ZM106 219V220H107ZM132 219H133V217H132ZM134 219V220H135ZM140 219V218H139ZM3 220V219H2ZM22 220V219H21ZM28 220H29V218H28ZM36 220V219H35ZM39 219H37V221H38ZM72 220V219H71ZM73 220V221H74ZM125 220V219H124ZM133 220V221H134ZM150 220H151V218H150ZM212 220V219H211ZM5 221V220H4ZM4 221H2L4 224H5V222ZM19 221V219L17 220V222ZM25 221V220H24ZM47 221H49V220H47ZM116 221V220H115ZM120 221V220H119ZM130 221V220H129ZM133 221H131V223L133 222ZM143 221V220H142ZM14 222H16V221H14ZM50 222V221H49ZM49 222H47V223H49ZM60 222H61V220H60ZM104 222V221H103ZM107 222H108V220H107ZM121 222H123V221H121ZM21 223V222H20ZM19 223V224H20ZM30 223V222H29ZM36 223H39V222H36ZM52 223H54V222H52ZM51 223V224H52ZM71 223V222H70ZM76 223V222H75ZM111 223V222H110ZM113 223V222H112ZM115 223V222H114ZM119 223V222H118ZM130 223V224H131ZM136 223V222H135ZM138 223H140V221L138 222ZM143 223V222H142ZM14 224H16V223H14ZM26 224V223H25ZM28 224V223H27ZM44 224V223H43ZM43 224H41L42 226H43ZM123 224V223H122ZM141 224V223H140ZM13 225V224H12ZM52 225H54V224H52ZM61 225V224H60ZM60 225H59V227H60ZM108 225V224H107ZM121 225V224H120ZM134 225V224H133ZM213 225V224H212ZM215 225V224H214ZM6 226V225H5ZM35 226V225H34ZM50 226V225H49ZM49 226H47V227H49ZM64 226H65V224H64ZM69 226V225H68ZM112 226V225H111ZM129 226V225H128ZM131 226V225H130ZM13 227V226H12ZM30 228H33V227H31V226H29ZM37 227V226H36ZM35 227V228H36ZM40 227V226H39ZM46 227V226H45ZM106 227L107 226H105V228L104 229H106ZM114 227H115V225H114ZM139 227V226H138ZM1 228H3V227H1ZM19 228V227H18ZM20 228H21V226H20ZM109 228H110V226H109ZM131 228V227H130ZM142 228H143V224H142ZM209 228H211V227H209ZM218 228V227H217ZM5 229V228H4ZM8 229V228H7ZM25 229V228H24ZM27 229L28 230H30L28 227H27ZM61 229V228H60ZM141 229V228H140ZM8 230H10V229H8ZM27 230V231H28ZM32 230H35V229H31V231ZM39 230V229H38ZM41 230H43L46 234L44 235L45 236V238H44V241H45V244H46V247L45 248H49V253L47 254V255H44V254H42L40 257H41V262L43 263V264H70V262L72 261V259H73V256L71 255V254H74V253H71V254H68L67 255V257H68V259H65L64 258V252H62V247H60L61 246V244L64 242L63 241V239H62V237H60V236H62V235H60V233H62L61 231L60 232H58V231H56V232H54V233H51V230H49L48 228H44V227H42V229ZM63 230V229H62ZM117 230H118V227H117ZM120 230V229H119ZM121 230H123V229H121ZM120 230V231H121ZM131 230H133V229H131ZM131 230H130V232H131ZM146 230H147V228H146ZM151 230V229H150ZM149 230V231H150ZM14 231H16V230H14ZM18 231V230H17ZM37 231V230H36ZM43 231H41V232H43ZM52 231H54V230H52ZM64 231V230H63ZM109 231V230H108ZM140 231V230H139ZM10 232V231H9ZM13 232V231H12ZM29 232V231H28ZM33 232V231H32ZM35 232V231H34ZM40 232V231H39ZM38 232V233H39ZM110 232V231H109ZM134 232V231H133ZM143 232V231H142ZM202 231H200V233H201ZM204 232V231H203ZM259 232H260V230H259ZM15 233V232H14ZM23 233V232H22ZM26 233V232H25ZM37 233V232H36ZM67 233H69V232H67ZM108 233V232H107ZM112 233H113V231H112ZM120 233V232H119ZM128 233H129V231H128ZM137 233V232H136ZM135 233V234H136ZM146 233V232H145ZM196 233H197V231H196ZM10 234V233H9ZM24 234V233H23ZM27 234V233H26ZM25 234V236H27ZM41 234H43V233H41ZM66 234V233H65ZM90 234V233H89ZM117 234V233H116ZM121 234V233H120ZM119 234V235H120ZM124 234V232L122 233V235ZM150 234V233H149ZM152 234V233H151ZM150 234V235H151ZM8 235V232H7V234H6V236ZM32 235V234H31ZM31 235L30 236H27V238H29V237H31ZM33 235H35V234H33ZM32 235V236H33ZM40 235V234H39ZM64 235V234H63ZM76 235V234H75ZM75 235H73L74 237H75ZM101 235V236H100ZM104 235H105V233H104ZM106 235H108V234H106ZM105 235V236H106ZM115 235V234H114ZM256 235V234H255ZM12 236H14L13 234H12ZM23 236V235H22ZM36 236V235H35ZM44 236H41V237H44ZM77 236V235H76ZM109 236V235H108ZM134 236V235H133ZM169 236V235H168ZM221 236V235H220ZM262 236V235H261ZM2 237V236H1ZM37 237H39V236H37ZM79 237V238H80ZM115 237V236H114ZM116 237H117V235H116ZM120 237V236H119ZM128 237L130 238L131 236H129L128 235ZM127 237V238H128ZM144 236H142L141 238H143ZM171 237V236H170ZM169 237V239H171ZM207 237V236H206ZM4 238V237H3ZM2 238V239H3ZM13 238V237H12ZM65 238V237H64ZM95 238V237H94ZM109 237H107V239H108ZM136 238V237H135ZM152 238V237H151ZM174 238V237H173ZM186 238V237H185ZM204 238V237H203ZM29 239H31V238H29ZM28 239V240H29ZM34 239V238H33ZM91 239H92V237H91ZM97 239V238H96ZM131 239V238H130ZM130 239H125L124 237H120L119 239H115L114 238V243H115V245H122V247H123V245L125 246V248H130V246L132 247V245H133V243L131 242L132 240H130ZM137 239V238H136ZM144 239V238H143ZM147 238H145L144 239V241L146 240ZM12 240L13 239H11V242H12ZM21 240V239H20ZM111 240H112V238H111ZM139 240H140V238H139ZM167 240V241H166ZM203 241H207V239L206 240H204V239H202ZM213 240V239H212ZM211 240V241H212ZM7 241V240H6ZM32 242H34V240H31ZM134 241H135V239H134ZM138 241V240H137ZM141 241V240H140ZM147 241V240H146ZM169 240H168V237L167 236H164V235H156L155 237H154V244L156 245V247H155V250H156V253L158 252L159 254H161V256H162V258L161 259H163L165 262H166V264H177L178 262H177V260L176 261H172L171 259H168V257H166L165 255H166V253L165 252H162V251H158L159 249H158V247H159V245H161V244H165L166 245V242H168ZM208 241H210V238H209V240ZM210 241V242H211ZM0 242H2V241H0ZM13 242H17V241H15V239H14V241ZM69 242H71V241H69ZM148 242V241H147ZM170 243L169 244H167V249H168V247L170 248V247H174L175 246V244H176V240L175 241H173V242H171V240L169 241ZM214 242V241H213ZM19 243H22V242H19ZM18 243V244H19ZM35 243V242H34ZM33 243V244H34ZM39 243H41V242H39ZM76 243V242H75ZM108 243H109V241H108ZM113 243V242H112ZM143 242L141 241L140 242V245L138 246V248H140V250L142 249L143 251H144V249H145V251H147L146 249H147V247L145 246V245H143L142 244ZM146 243V242H145ZM11 244V243H10ZM10 244H8L9 245V247H10ZM23 244V243H22ZM37 244V243H36ZM138 244V243H137ZM172 244H173V246H172ZM212 244V242L211 243H209V245H211ZM6 245V244H5ZM16 245V244H15ZM41 245H42V243H41ZM66 245V244H65ZM75 245V244H74ZM94 245V244H93ZM114 245V244H113ZM150 245V244H149ZM152 245V244H151ZM208 245V246H209ZM263 245H264V243H263ZM23 246V245H22ZM27 246H28V244H27ZM34 246V245H33ZM38 246V245H37ZM45 246V245H44ZM77 246V245H76ZM105 246V245H104ZM108 246V245H107ZM126 246H129V247H126ZM158 246V247H157ZM213 246V245H212ZM260 246V245H259ZM13 246L11 245V249L10 250H12V249H14V247L12 248ZM29 247V246H28ZM41 247H43V246H41ZM71 247H72V243H71ZM98 247V246H97ZM106 247V246H105ZM146 247V248H145ZM165 247V246H164ZM210 247V246H209ZM261 247V246H260ZM1 248V247H0ZM35 248V247H34ZM62 248V249H61ZM70 248V247H69ZM76 248V247H75ZM137 248V247H136ZM211 248V247H210ZM36 249V248H35ZM105 249V248H104ZM108 249V248H107ZM115 249H116V247H115ZM130 249H132V248H130ZM151 249V248H150ZM18 250V249H17ZM26 250V249H25ZM38 250V249H37ZM263 250V249H262ZM7 251V250H6ZM14 251V250H13ZM12 251V252H13ZM42 251V250H41ZM68 251H70V250H68ZM73 251H74V249H73ZM121 250L120 249H116V250H113V253H112V255L113 256H118L121 252H120ZM130 251V250H129ZM131 251H135V250H131ZM144 251V252H145ZM166 251H168V250H166ZM123 253H124V251H122ZM126 252H128V251H126ZM147 252H149V251H147ZM153 252V251H152ZM168 252H170V251H168ZM252 252V251H251ZM264 252V251H263ZM13 253H16V251H14ZM23 253V252H22ZM21 253V254H22ZM37 253H38V251H37ZM42 253V252H41ZM66 253V252H65ZM151 253V252H150ZM177 253H179V252H177ZM3 254H5V253H3ZM2 254V255H3ZM106 254V253H105ZM128 254V253H127ZM142 254H144V253H142ZM12 255H14V254H12ZM110 255V254H109ZM126 255V254H125ZM128 255H130V252H129V254ZM147 255V254H146ZM155 255V254H154ZM168 255V254H167ZM172 255V254H171ZM182 255V254H181ZM251 255L253 256L254 254H252L251 253ZM6 256V255H5ZM19 256H20V254H19ZM22 256H23V254H22ZM75 256H76V254H75ZM124 256V255H123ZM149 256H150V254H149ZM156 256V255H155ZM256 256V255H255ZM4 257V256H3ZM15 257V256H14ZM25 257V256H24ZM107 257V256H106ZM111 257V256H110ZM109 256H108V258H110ZM122 257V256H121ZM132 257V256H131ZM142 257V256H141ZM140 257V258H141ZM173 257V256H172ZM13 258V257H12ZM20 258V257H19ZM23 258V257H22ZM112 258V257H111ZM124 258V257H123ZM128 258H130L129 256H128ZM127 258V259H128ZM132 258H134V257H132ZM151 259H150V262H151V264H162L161 263V261L159 262V260L157 259V258H155V257H150ZM208 258V257H207ZM254 258V257H253ZM3 259V258H2ZM25 259H30V257L29 258H25ZM38 259V258H37ZM117 259H118V257H117ZM120 259V258H119ZM118 259V260H119ZM179 259V258H178ZM211 259H213V258H211ZM224 259V258H223ZM223 259H221V260H223ZM6 260H7V258H6ZM12 260V259H11ZM17 260H18V258H17ZM16 260V261H17ZM102 260H103V258H102ZM107 260V259H106ZM147 260V259H146ZM220 259H218V261H219ZM13 261V260H12ZM28 262H29V260H27ZM141 261H142V258H141ZM203 261V260H202ZM206 261H208V260H206ZM216 261V260H215ZM214 261V262H215ZM226 261V260H225ZM252 261V260H251ZM21 262V261H20ZM27 262V264H29ZM111 262V261H110ZM109 262V263H110ZM123 262H124V260H123ZM126 262H128V261H126ZM243 262V261H242ZM26 263V262H25ZM116 263H118V262H113V264H116ZM145 263V262H144ZM143 263V264H144ZM147 263V262H146ZM223 263V262H222ZM232 263V262H231ZM234 263V262H233ZM36 264V263H35ZM38 264V263H37ZM73 264V263H72ZM128 264V263H127ZM130 264V263H129ZM210 264V263H209ZM238 264V263H237ZM249 264V263H248ZM255 264V263H254Z\"/></svg>",
    "mask_w": 264,
    "mask_h": 264
},
{
    "label": "built area",
    "instance_id": "obj_4",
    "mask_svg": "<svg viewBox=\"0 0 264 264\" xmlns=\"http://www.w3.org/2000/svg\"><path fill=\"white\" fill-rule=\"evenodd\" d=\"M264 5L262 2H257L253 8L254 18L246 25H235L229 23L226 26L225 34L228 39H237L248 42L252 39L256 31L259 29V22L263 18ZM222 143H210L206 150L201 155H187L183 152L177 154V158L189 171L197 172L199 175L204 172H209L222 163L224 152ZM201 180L199 177L195 185Z\"/></svg>",
    "mask_w": 264,
    "mask_h": 264
}]
</instances>
